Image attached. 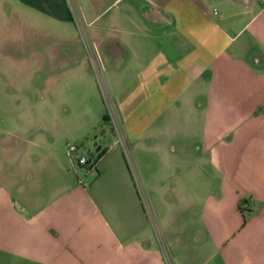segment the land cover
Here are the masks:
<instances>
[{"label":"crops","instance_id":"crops-1","mask_svg":"<svg viewBox=\"0 0 264 264\" xmlns=\"http://www.w3.org/2000/svg\"><path fill=\"white\" fill-rule=\"evenodd\" d=\"M38 1L39 102L0 48V264H264V0H79L133 170L67 3Z\"/></svg>","mask_w":264,"mask_h":264},{"label":"rangeland","instance_id":"rangeland-1","mask_svg":"<svg viewBox=\"0 0 264 264\" xmlns=\"http://www.w3.org/2000/svg\"><path fill=\"white\" fill-rule=\"evenodd\" d=\"M81 1L82 3L86 1V4L90 1L93 4V0ZM108 1L95 0L97 10H101ZM38 2V0H0V48L8 58L7 65H10L12 71L14 68L17 69V78L11 80L13 83L11 86L15 88L13 90L16 95L19 97L27 96L29 99L34 98L36 103L45 94L41 84L40 66L45 59L48 60L49 45L53 43L52 33L56 32L58 27L42 9H39L42 5ZM65 2L69 9L71 24L66 26L64 31L71 33L76 31L84 47L88 63L92 64L88 53L91 41L88 38L89 32L84 16L78 6L79 0H65ZM30 55L31 57H29ZM31 59L35 66L32 69L35 70L26 71V65ZM10 73L13 74V72L3 68L2 79L8 81ZM27 80L32 82L33 86L27 83ZM136 183L140 187L137 181ZM143 192L142 189L140 193L146 199L151 215L154 216L149 200Z\"/></svg>","mask_w":264,"mask_h":264},{"label":"built area","instance_id":"built-area-1","mask_svg":"<svg viewBox=\"0 0 264 264\" xmlns=\"http://www.w3.org/2000/svg\"><path fill=\"white\" fill-rule=\"evenodd\" d=\"M88 53L91 57V62H92V67L94 69L95 75L97 77L98 80V84L105 102V113L108 116V120L110 123V126L112 128V130L114 131V133L116 134L117 137V142L120 143V145L123 147L124 151H125V155L127 157V160L129 162V165L131 167V170H133L132 167V163H131V159L129 156V152H128V145L127 142L123 136V133L120 129V125L119 122L117 120L116 115L114 114V111L111 108V104H110V100H109V96L107 94L105 85H104V80L102 77V71H101V67L99 66V62L97 57L94 55L93 50L90 48H88ZM67 152L71 158V162H72V168L73 171L78 172V170H84L85 173L89 172V171H94L95 167H96V161L93 158L94 157H89L85 151H84V146L82 143L80 142H70L67 143ZM140 190V188H139ZM145 206L147 208V211L149 212V215L152 217L151 213H150V209L148 207V203L146 202V199H143ZM166 252V251H164Z\"/></svg>","mask_w":264,"mask_h":264},{"label":"trees","instance_id":"trees-1","mask_svg":"<svg viewBox=\"0 0 264 264\" xmlns=\"http://www.w3.org/2000/svg\"><path fill=\"white\" fill-rule=\"evenodd\" d=\"M101 118H102V120H108V116H107V114L105 113V112H103L102 113V115H101ZM103 153V150H101L99 153H97L95 156H94V160H97L98 158H99V156L101 155ZM244 202V201H243ZM242 201L239 203V206L241 207V204L243 203ZM241 209H243V210H245L246 208H244V207H241ZM247 210V209H246Z\"/></svg>","mask_w":264,"mask_h":264}]
</instances>
